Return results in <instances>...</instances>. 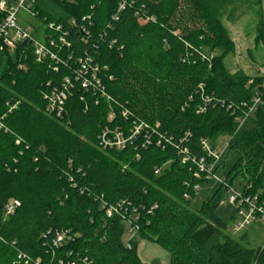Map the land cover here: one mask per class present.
<instances>
[{
  "label": "trees",
  "instance_id": "16d2710c",
  "mask_svg": "<svg viewBox=\"0 0 264 264\" xmlns=\"http://www.w3.org/2000/svg\"><path fill=\"white\" fill-rule=\"evenodd\" d=\"M255 1V39L264 44V0ZM59 3L75 25L35 10L68 30L66 65L56 71L36 61L26 41L13 54L0 50V264H149L138 254L140 240L167 251L169 264H264V245L232 237L234 215L215 214L223 185L191 206L204 180L177 151L199 155L200 139L228 136L218 172L228 154L234 160L222 171L226 182L264 197V75L231 74L221 56L209 58L214 49L224 55L233 48L211 2ZM86 55L111 101L100 86H75L61 114L47 112L43 95L60 88L74 59ZM255 96L253 126L238 127L235 117ZM135 129L122 148L102 142L103 133L127 138ZM11 198L19 206L4 217ZM128 226L137 229L125 239ZM58 234L63 239L54 245Z\"/></svg>",
  "mask_w": 264,
  "mask_h": 264
},
{
  "label": "built area",
  "instance_id": "2783aa9c",
  "mask_svg": "<svg viewBox=\"0 0 264 264\" xmlns=\"http://www.w3.org/2000/svg\"><path fill=\"white\" fill-rule=\"evenodd\" d=\"M35 7V0H0V13L2 14L0 21V50L6 51L8 54H13L20 42H29L35 60L49 61L53 70L57 71L58 67L66 65L68 60L72 58L69 52H66L65 55L61 54V52L70 48V42L67 40L68 30L63 22H45L46 26L43 31L42 39L35 37L29 26L19 25L17 18L19 10H23L37 17ZM122 7L123 4H120L119 8ZM84 19L85 18H83V20ZM68 21L71 25L76 24L73 19ZM47 32H50V34L46 35ZM74 64L76 67H72L71 74L63 78L60 88L52 90L49 94L43 95L47 112H54L57 116L61 114L64 109L65 101L71 93V89L75 86H78L82 90L95 88V86L101 87L97 74L99 66L94 62L92 57L89 55L84 57L78 56L74 59ZM19 67L23 68L24 65L21 64ZM200 88H202V86H200ZM98 93H100L102 98L111 101V97L105 93L103 87L98 90ZM202 100L205 103L210 101L208 97H202ZM258 104L259 98L255 96L252 99L251 106H249L246 111H243L242 115L235 117V121L239 123L238 127L242 126L243 123L253 115ZM204 108L205 107L201 106L197 111H203ZM126 113L125 110L122 111L123 116H125ZM0 125H2L1 122ZM136 131L137 129L127 138L121 135V132L118 134L119 132L115 131L112 134V140L106 139L103 133L102 142L108 146L122 148L127 139H130ZM200 148L201 154L199 155L190 153L186 148L177 149V151L180 154L181 162L189 165V167L193 169V174L196 177H200L206 182L214 181L225 187L227 201L232 206L236 218L235 228L243 229L257 221H264V197L262 198L256 194H244L241 187L237 189L233 185H229L225 177L219 174L217 166L225 148L219 151L208 144L204 138L200 139ZM199 188L200 185L197 184L193 189L194 191H198ZM17 206H19V201L17 199H9L4 207V217L13 213ZM111 211H115V208H109L107 214H110ZM136 229V226H128L131 237L136 232ZM62 239L63 235L58 234L54 241V245L61 242Z\"/></svg>",
  "mask_w": 264,
  "mask_h": 264
},
{
  "label": "rangeland",
  "instance_id": "374dc122",
  "mask_svg": "<svg viewBox=\"0 0 264 264\" xmlns=\"http://www.w3.org/2000/svg\"><path fill=\"white\" fill-rule=\"evenodd\" d=\"M60 1L72 2L73 0H35V5L52 19L68 20L69 15L59 3ZM209 1L211 2L213 11L219 16L221 25L233 44L231 51L224 55H221L219 50L214 49L209 54V58L212 60L214 57L218 58L221 56L219 61L221 66L231 74L242 72L250 77L264 75V44L255 39L260 6L255 0ZM17 18L19 25L29 26L35 37L42 39L46 26L45 22L23 10L18 11ZM186 26L193 27L190 22H187ZM208 50L209 48H206L205 52L208 53ZM108 118H112L111 113ZM252 126L253 120L250 118L243 123L242 128L249 129ZM121 135L124 136L122 132ZM227 140L228 136L226 135L217 136L213 142L206 139L208 144L219 151L225 148ZM223 160L226 162V166L225 168L221 166V169H219L220 175L230 166L234 158H230L226 154ZM239 183L240 181L236 180L233 186L239 189ZM199 185V190L195 191V198L191 200V206L193 208H199L201 203L208 199L218 186L214 181H202ZM215 214L222 219H229L234 215L232 206L228 203L226 195L222 197L220 203L215 208ZM235 222L236 218L234 215L233 221L228 227V231L232 237L237 238L245 234L249 246L258 248L264 245V221H257L243 229H236ZM124 235L125 239L131 237L128 229ZM145 241H140L138 249V254L143 261L149 264H169V254L167 251L153 242Z\"/></svg>",
  "mask_w": 264,
  "mask_h": 264
},
{
  "label": "crops",
  "instance_id": "0c3cea01",
  "mask_svg": "<svg viewBox=\"0 0 264 264\" xmlns=\"http://www.w3.org/2000/svg\"><path fill=\"white\" fill-rule=\"evenodd\" d=\"M140 241H144V240H140ZM140 241L138 243V249H139V246H140ZM146 242V241H145ZM144 243V242H143ZM139 253V252H138ZM140 256V255H139Z\"/></svg>",
  "mask_w": 264,
  "mask_h": 264
}]
</instances>
